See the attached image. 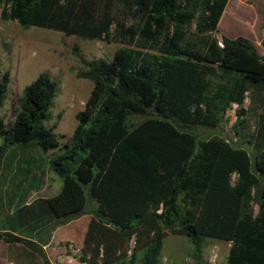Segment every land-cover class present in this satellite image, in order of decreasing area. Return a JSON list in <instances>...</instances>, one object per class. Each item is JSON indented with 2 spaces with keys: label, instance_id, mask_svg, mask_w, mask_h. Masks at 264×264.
Here are the masks:
<instances>
[{
  "label": "trees",
  "instance_id": "16d2710c",
  "mask_svg": "<svg viewBox=\"0 0 264 264\" xmlns=\"http://www.w3.org/2000/svg\"><path fill=\"white\" fill-rule=\"evenodd\" d=\"M228 1L75 0L63 35L121 47L110 61H85L74 46L87 68L78 75L93 87L68 144L45 125L58 92L48 72L24 88L11 123L0 118V166L12 147L62 150L49 161L61 189L37 202L56 224L83 214L86 190L97 202L81 264H159L168 236L187 237L195 259L212 239L230 244L225 264H264V113L245 142L254 171L242 146L191 132L216 128L232 105L239 128L245 100L264 93V25L263 56L242 36L213 35L219 21L232 34L252 23L241 0ZM0 7L1 20L27 29L42 20L44 0ZM8 77L0 73V109ZM0 241L35 246L10 232Z\"/></svg>",
  "mask_w": 264,
  "mask_h": 264
},
{
  "label": "rangeland",
  "instance_id": "374dc122",
  "mask_svg": "<svg viewBox=\"0 0 264 264\" xmlns=\"http://www.w3.org/2000/svg\"><path fill=\"white\" fill-rule=\"evenodd\" d=\"M75 3V0H44L42 20L27 29L21 28L17 22L3 21L0 18V73L2 75L8 73L9 75L8 91L0 109V118L6 125L11 123L15 118L17 100L22 95L24 88L32 83L40 73L48 72L57 83L58 92L49 109V119L45 125L52 128L60 148L68 144L77 126L76 115L83 110L93 87L90 80L78 75L87 68L80 61L77 53L74 52V46L78 47V53L85 61H110L115 51L121 47L119 44H108L99 40H82L73 36L65 37L63 29L75 8ZM242 4L244 8L258 15L256 23H251L246 30H242L238 26L237 31L233 34L223 31L219 25L218 31L213 35L218 41H221L222 36L230 39L243 36L253 44L257 53L263 56L260 42L264 25V0H251ZM236 109L237 106L232 105L216 128L198 127L192 128L191 132L201 140L217 137L234 146H242L250 157L251 169L254 171V152L245 142L247 135H250L256 126L259 113H264V93L262 95L250 93L242 106L245 112L240 118L243 124L239 128L235 127ZM145 118L144 116H134L132 120L140 122ZM61 151L43 153L34 146L31 149L34 157L37 156L35 152L40 156L38 161L40 169L46 171L48 176L51 175V184L60 189L62 180L51 171L49 161ZM14 169L16 171L17 167ZM47 180L50 182L49 178ZM85 192L86 205L83 214L80 216L89 215L93 217L97 212L98 204L89 198L87 190ZM255 209H257L256 206ZM75 219L63 224L64 226L57 232V236L71 240L77 245L82 240L80 228L85 220L77 223ZM62 245L66 249H70L69 242H64ZM226 246L225 242L206 239L200 258L195 259L193 246L187 237L168 236L164 239L159 264H225L224 255L226 254V257L228 254ZM41 255V264H43L45 255L42 253ZM54 262V264H64L60 262L58 256Z\"/></svg>",
  "mask_w": 264,
  "mask_h": 264
},
{
  "label": "crops",
  "instance_id": "0c3cea01",
  "mask_svg": "<svg viewBox=\"0 0 264 264\" xmlns=\"http://www.w3.org/2000/svg\"><path fill=\"white\" fill-rule=\"evenodd\" d=\"M250 1L241 0L242 3ZM252 15V24H255L258 15L254 13ZM32 147H12L3 157L0 166V232H10L33 242L35 246L29 247L22 243L6 244L0 241V264H41V253L50 264L55 263L57 256L64 264H81L78 258L92 216L82 215L75 219L77 223L85 220L80 228L82 239L80 244L76 245L71 240L57 236V232L64 225L56 224L43 204L37 202L55 196L60 188L54 187L50 180L52 176H48L46 171L40 169L38 162L40 156L36 152V157L32 155ZM64 242L70 243V249L62 245ZM226 245L228 253L230 244ZM225 255L224 260L227 258Z\"/></svg>",
  "mask_w": 264,
  "mask_h": 264
},
{
  "label": "built area",
  "instance_id": "2783aa9c",
  "mask_svg": "<svg viewBox=\"0 0 264 264\" xmlns=\"http://www.w3.org/2000/svg\"><path fill=\"white\" fill-rule=\"evenodd\" d=\"M219 45H220V46H222V44H221V43H219Z\"/></svg>",
  "mask_w": 264,
  "mask_h": 264
}]
</instances>
